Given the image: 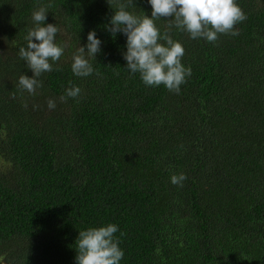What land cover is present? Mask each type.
Listing matches in <instances>:
<instances>
[{"label": "trees", "instance_id": "1", "mask_svg": "<svg viewBox=\"0 0 264 264\" xmlns=\"http://www.w3.org/2000/svg\"><path fill=\"white\" fill-rule=\"evenodd\" d=\"M236 3L239 34L216 42L155 21L185 49L177 94L126 68L107 0H0V264H76L79 231L108 224L120 264H264V0ZM41 7L65 50L32 95L19 49ZM93 30V73L75 76Z\"/></svg>", "mask_w": 264, "mask_h": 264}, {"label": "clouds", "instance_id": "2", "mask_svg": "<svg viewBox=\"0 0 264 264\" xmlns=\"http://www.w3.org/2000/svg\"><path fill=\"white\" fill-rule=\"evenodd\" d=\"M111 8L116 10L111 17L107 30L113 37L123 33L127 51L124 59L126 68L131 73H139L147 86L164 85L170 92L179 93L180 86L191 75V69L185 68L182 58L185 49L180 42L174 41L165 31L163 34L157 28L155 21L161 18H170L168 29L175 27L185 31L190 38H204L209 42H216L218 34L238 35L234 31L235 25L246 20V14L236 3V0H148L151 5V16H139L128 11L135 7L134 0H107ZM50 7V5H49ZM47 7H41L33 12L32 19L35 27L25 36L27 47L19 49V56L32 70L33 76L22 74L19 77V86L35 95L36 89L42 87L39 77L42 73L53 71V63L59 61L64 54V46L58 45L55 38L59 29L56 25L47 24L45 20ZM38 42H33V41ZM101 40L96 37L95 31H90L87 44L80 46L73 55L72 72L78 77H87L93 73L92 64L86 57L94 58L101 51ZM79 87H70L60 100L79 96ZM26 106V105H25ZM49 109H54V100L48 101ZM187 177L181 173L171 177V183L183 186ZM118 231L115 224L88 228L79 231L75 241L76 264H120L123 251L119 241L114 237Z\"/></svg>", "mask_w": 264, "mask_h": 264}]
</instances>
